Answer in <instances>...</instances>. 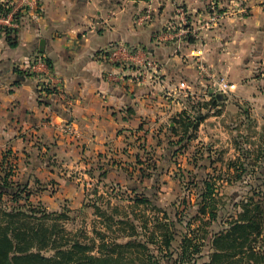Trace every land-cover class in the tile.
Returning <instances> with one entry per match:
<instances>
[{
	"label": "crops",
	"instance_id": "obj_1",
	"mask_svg": "<svg viewBox=\"0 0 264 264\" xmlns=\"http://www.w3.org/2000/svg\"><path fill=\"white\" fill-rule=\"evenodd\" d=\"M207 2L39 0L34 12L22 14L15 47L0 31V171L12 170L15 184L37 186L40 194L32 199H46L42 189L71 186L63 167H87L97 156L102 163L111 151L114 157L143 121L166 115L161 105L176 99L174 82L212 87L223 80L236 96L264 82L258 74L264 71V0H217L228 12L204 28ZM179 6L189 31L181 39L174 36ZM145 12L150 19L139 21ZM116 45L138 49L159 77L151 79L141 65H115L110 49ZM37 55L50 63L40 80L29 68ZM44 83L55 91L47 94Z\"/></svg>",
	"mask_w": 264,
	"mask_h": 264
},
{
	"label": "rangeland",
	"instance_id": "obj_2",
	"mask_svg": "<svg viewBox=\"0 0 264 264\" xmlns=\"http://www.w3.org/2000/svg\"><path fill=\"white\" fill-rule=\"evenodd\" d=\"M212 2L218 5L217 10L224 17L228 12L217 3V0H208L204 6L207 15L202 18L203 21L211 13ZM188 34L189 31L185 36ZM258 74H262L261 77L264 78V71L260 70ZM213 83L215 85L210 87L209 82H188L189 93L184 92L178 97L174 95L176 99H170L172 104L170 102L167 105L162 104V108L168 111L167 114L156 120L143 121L141 124L143 127L136 129L126 148L120 147L121 152L114 154V157L111 151L109 157L102 163L98 161L97 156L93 160L90 157L92 161L88 162L87 167L66 169L63 167L62 176L69 179L71 186L67 188L59 183L42 189L47 191L46 199L40 202L49 210H69L70 219L66 225L68 229L84 227L90 231L93 220H97L93 215V208L85 206L80 209L78 206L91 204V200L95 199L96 189L104 199L108 197L111 203H118L122 212L131 213V210L135 212L136 224L140 225L144 219L148 221L149 229L140 227L137 229L139 233L137 239L147 246V250L140 255L142 260L152 256L150 258L153 262H157V259L160 264H175L183 236L192 234L196 236L195 239L201 246L197 264L207 261L212 235L229 228L241 212L243 203L250 199L253 202L264 201V82H252L250 88L240 90L242 91L240 96L233 94L235 92L233 87L231 91H221L218 89V82ZM210 90H213V94H210ZM191 94L195 97L194 102L208 103L205 108L200 107L199 111H196L205 118L191 130L192 137L188 141L176 144L179 134L171 136L169 125L173 123L170 121L186 107L182 100ZM208 94L217 96L219 101L212 103L208 101L209 99H204ZM254 96L257 98L254 99ZM196 114L190 113V119ZM146 125L149 127L148 131L144 129ZM178 130L181 134V128ZM149 134L152 136L147 137ZM150 149L155 150L154 159L146 160V163L143 161L145 164L141 167L139 162L150 156ZM87 158L86 155L85 159ZM238 161L242 165L238 164ZM152 163L155 164L153 168L150 166ZM101 167L106 169L103 176ZM205 180L214 183L215 198L219 200L216 218L210 223H206L207 214L200 215L197 212ZM32 189L33 195L40 194L39 188ZM131 190L145 194L152 205L161 208L163 212L144 205H134L131 201L133 199ZM49 193H54L51 199L49 197L52 194ZM115 193L118 195H114ZM104 199L102 201H105ZM37 200L33 199L35 202ZM97 203L103 204L100 200H97ZM164 212L167 218L163 216ZM130 216L133 217L131 214ZM261 216L263 218L261 233L251 243L264 246V207ZM157 220L172 223L174 240L171 242L170 256H162L165 254L164 251L160 253L157 250V246L161 244L160 239L157 237L149 239L152 230L156 234L158 232L153 226ZM204 230L207 231L206 234L203 233ZM125 239L127 238H120Z\"/></svg>",
	"mask_w": 264,
	"mask_h": 264
},
{
	"label": "trees",
	"instance_id": "obj_3",
	"mask_svg": "<svg viewBox=\"0 0 264 264\" xmlns=\"http://www.w3.org/2000/svg\"><path fill=\"white\" fill-rule=\"evenodd\" d=\"M6 5L7 3L0 2V15H6L9 11L10 7ZM18 17L20 14L16 16L17 20ZM0 31L4 33L10 47L17 45V30L0 26ZM47 63L50 66V63ZM42 90L47 94L55 91L49 86ZM208 96V101L212 103L219 101L217 96L210 94ZM194 99L190 95L185 96L182 102L186 103V107L171 118L170 123L173 125H169V132L171 136L179 134L176 144L188 141L192 137L191 130L205 118L196 111H199L200 107L205 108L208 103L204 101L199 104L198 101L194 102ZM190 113H197L193 117L194 120L190 119ZM149 152L150 156L147 159L140 160L141 167L146 160L154 159L155 150L150 149ZM152 164L151 168L155 167V164L153 166ZM238 164L242 165L240 161ZM105 173L106 170L101 172V176ZM12 174V170L0 171V264H160L157 259V262H153L152 256L147 254L144 260L140 257L144 250H147V246L137 239L139 234L137 229L138 227L149 229L148 221L144 219L140 225L136 224V214L132 210L131 213L122 212L118 203H111L108 197L104 199V196L94 189L95 199L91 200V204L82 206H91L94 217H97V220H93L91 230L88 231L84 227L68 229L66 225L70 219L69 210H49L40 200L33 201V189L27 185L15 184L10 179ZM203 184L197 212L200 215L207 214L206 223H210L216 218L219 200L215 198L214 183L205 180ZM131 191L133 192L131 201L134 205H144L162 211L161 208L153 206L145 194ZM97 200L103 204H98ZM262 207L264 201L253 202L250 199L243 203L241 212L229 228L212 235L208 260L202 264H264V246L251 243L261 233ZM163 216L167 218L165 212ZM153 226L158 232L156 234L152 230L149 239L155 237L160 239L161 244L157 246V250L160 253L164 251L165 254L162 256L172 255L170 250L171 242L174 240L172 223L157 220ZM206 232L203 231L204 234ZM121 237L127 239L120 240ZM195 237L192 234L183 236L175 264H197L201 246Z\"/></svg>",
	"mask_w": 264,
	"mask_h": 264
},
{
	"label": "built area",
	"instance_id": "obj_4",
	"mask_svg": "<svg viewBox=\"0 0 264 264\" xmlns=\"http://www.w3.org/2000/svg\"><path fill=\"white\" fill-rule=\"evenodd\" d=\"M156 1L161 2V1H170V0H156ZM0 2L7 3L6 6L10 7L6 15H0V26H5L13 30H17L20 27L22 14L27 11L34 12V10L38 8L39 0H17L16 2L8 1V0H0ZM217 7L218 5L216 6L214 2L211 3V13L207 17V19L203 22L202 27L210 28L213 25H215L218 21L224 18V15L217 10ZM19 14L20 17H18L17 20L16 16ZM177 14L180 25V28L178 30V35L177 34L174 35V33L169 31L170 33L168 32L167 34L169 36L174 35L176 37H179L181 35H186L188 33V30L186 29V24H187L186 11L181 6H179L177 7ZM149 19H150L149 12H145L142 16H140L139 21L144 22ZM139 54L140 52L138 49H132L126 45H116L110 49V58L115 65H118L119 67L131 66L132 64L135 66L141 65L143 69L148 74H150L151 79L158 78L159 74L155 70L153 61L147 58L146 56L140 57ZM29 68L31 72H35L37 74V78H39V80L42 78L43 75L45 76L49 74V69H50L45 58L41 55H37V57L34 59L31 66H29ZM140 76H141V72H137L136 78L139 79ZM114 77L115 79H117L116 76ZM52 82H58V80L56 78H53ZM45 84L46 83H44L43 85L45 86ZM38 86L40 87V84H38ZM233 86L234 85L232 83H228L223 80L218 81V89L221 91H231ZM188 89H189L188 83L185 80H181L180 82L177 83L176 92L174 93V95L178 97L184 92L189 93Z\"/></svg>",
	"mask_w": 264,
	"mask_h": 264
},
{
	"label": "water",
	"instance_id": "obj_5",
	"mask_svg": "<svg viewBox=\"0 0 264 264\" xmlns=\"http://www.w3.org/2000/svg\"><path fill=\"white\" fill-rule=\"evenodd\" d=\"M210 93L213 94V90H210Z\"/></svg>",
	"mask_w": 264,
	"mask_h": 264
}]
</instances>
